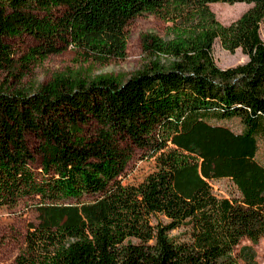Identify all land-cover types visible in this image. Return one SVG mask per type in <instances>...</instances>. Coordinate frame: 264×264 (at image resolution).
Wrapping results in <instances>:
<instances>
[{"label": "trees", "instance_id": "1", "mask_svg": "<svg viewBox=\"0 0 264 264\" xmlns=\"http://www.w3.org/2000/svg\"><path fill=\"white\" fill-rule=\"evenodd\" d=\"M209 3L250 7L229 24L210 18L169 28L165 37L142 34L143 63L127 76L67 68L34 89L0 83V192L7 177L38 162L37 194H96L136 150L155 151L205 119L238 118L244 142L264 137V0H0V72L12 77L20 74L11 38L36 42L21 67L69 47L103 64L125 57L135 17ZM215 40L247 60L219 67ZM46 221L55 247L41 264H239L233 250L240 240L264 237V190L218 196L175 155L109 207L52 213Z\"/></svg>", "mask_w": 264, "mask_h": 264}, {"label": "rangeland", "instance_id": "2", "mask_svg": "<svg viewBox=\"0 0 264 264\" xmlns=\"http://www.w3.org/2000/svg\"><path fill=\"white\" fill-rule=\"evenodd\" d=\"M249 7L246 3H209L201 6L165 5L146 11L128 23L125 57L103 64L85 61L69 47L44 59H30L21 67L25 61L23 56L36 42L26 34L14 37L8 42L20 76L0 72V83L12 88L34 89L67 68L82 69L91 76L105 73L127 76L143 63L142 34L152 32L165 37L169 28L196 25L210 18L229 24ZM260 36L264 41V22L260 25ZM213 56L221 68L247 60L240 49L234 53L223 49L219 40L213 44ZM241 133L238 118L205 119L191 133L176 135L155 151L136 150L119 175L100 192L79 199L62 200L52 194H37L32 189V182L43 174L42 166L38 162L29 164L27 169L7 177L0 192V264H41L44 254L55 247L54 231L46 221L47 215L90 207L107 208L124 198L148 173L160 168L169 156H180L191 162L197 179L218 196H240L248 189L264 190V137L244 142ZM29 143L35 146L36 140L30 137ZM26 170L32 175H27ZM55 173V167H49L48 174ZM178 233L180 230L171 234ZM233 253L238 255L239 264H264V237L255 243L242 238Z\"/></svg>", "mask_w": 264, "mask_h": 264}]
</instances>
